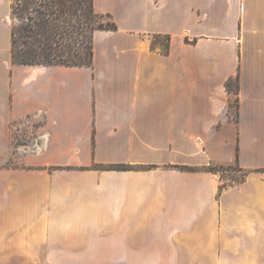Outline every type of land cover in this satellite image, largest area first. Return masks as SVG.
Segmentation results:
<instances>
[{
    "label": "crops",
    "instance_id": "crops-1",
    "mask_svg": "<svg viewBox=\"0 0 264 264\" xmlns=\"http://www.w3.org/2000/svg\"><path fill=\"white\" fill-rule=\"evenodd\" d=\"M11 2L0 264H264V0H93L117 29L47 66L12 63Z\"/></svg>",
    "mask_w": 264,
    "mask_h": 264
},
{
    "label": "trees",
    "instance_id": "trees-1",
    "mask_svg": "<svg viewBox=\"0 0 264 264\" xmlns=\"http://www.w3.org/2000/svg\"><path fill=\"white\" fill-rule=\"evenodd\" d=\"M37 0L11 2V61L27 65H91L92 39L97 29L115 30L117 25L109 13L94 10L93 0H39L46 2L48 12L35 11L36 16L26 17L24 24H15L14 19ZM22 4V5H19ZM18 21L22 22L20 16ZM160 36L153 37V45ZM166 40L168 35L163 36ZM168 42V41H167ZM162 43V42H161ZM168 43L165 45V50ZM226 83L228 89L237 88ZM216 166L205 169L217 172ZM223 167V166H217ZM114 168H126L116 165ZM181 169L194 170L190 166ZM239 169V168H238ZM246 174V171L244 172Z\"/></svg>",
    "mask_w": 264,
    "mask_h": 264
},
{
    "label": "rangeland",
    "instance_id": "rangeland-1",
    "mask_svg": "<svg viewBox=\"0 0 264 264\" xmlns=\"http://www.w3.org/2000/svg\"><path fill=\"white\" fill-rule=\"evenodd\" d=\"M16 0H12V2L14 3ZM18 1V0H17ZM22 1V0H20ZM39 0H37L35 3L30 4L25 10H23L19 16L22 20V22L18 21V17L17 16L14 19L15 24L17 23L18 25L20 24H24L25 18L26 17H30V16H36L37 13H35V11L37 10H41L44 12H48V7L45 6L46 2H43L42 4H39ZM19 5H22L19 3ZM12 22V20H11ZM157 40H160V43L163 45V48L165 47V45L167 44V41L163 36H160ZM233 83V82H232ZM235 83H233L234 85ZM19 141V140H18ZM216 168L218 171H220L221 176L225 178V180L228 179V181H226L225 183H229V184H233V183H237L238 181H240L243 177H244V172L239 170L238 167L236 165L233 166H223V167H214ZM227 178V179H226Z\"/></svg>",
    "mask_w": 264,
    "mask_h": 264
}]
</instances>
